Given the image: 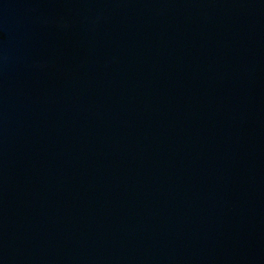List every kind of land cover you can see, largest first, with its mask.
Listing matches in <instances>:
<instances>
[{
	"label": "water",
	"instance_id": "95a60500",
	"mask_svg": "<svg viewBox=\"0 0 264 264\" xmlns=\"http://www.w3.org/2000/svg\"><path fill=\"white\" fill-rule=\"evenodd\" d=\"M0 264H264V0H0Z\"/></svg>",
	"mask_w": 264,
	"mask_h": 264
}]
</instances>
